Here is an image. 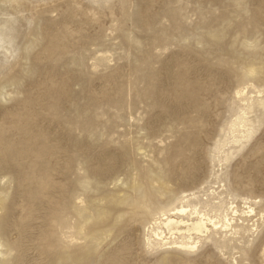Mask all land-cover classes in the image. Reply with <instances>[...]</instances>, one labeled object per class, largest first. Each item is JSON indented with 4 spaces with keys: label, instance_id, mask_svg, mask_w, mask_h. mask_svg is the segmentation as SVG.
Masks as SVG:
<instances>
[{
    "label": "rangeland",
    "instance_id": "obj_1",
    "mask_svg": "<svg viewBox=\"0 0 264 264\" xmlns=\"http://www.w3.org/2000/svg\"><path fill=\"white\" fill-rule=\"evenodd\" d=\"M181 204L238 231L159 243ZM0 228V264H264V0H0Z\"/></svg>",
    "mask_w": 264,
    "mask_h": 264
},
{
    "label": "bare ground",
    "instance_id": "obj_2",
    "mask_svg": "<svg viewBox=\"0 0 264 264\" xmlns=\"http://www.w3.org/2000/svg\"><path fill=\"white\" fill-rule=\"evenodd\" d=\"M187 207L188 206H186L185 204H181L180 207H175L174 211L172 210L173 208L172 209L170 208L168 210L163 209V208L160 209L159 211L160 215H158L154 223V225L156 226V231L154 232V235H156V239L159 243L160 242H165V244L174 243L175 245V246L173 245L174 247H177V248L182 247L187 250H193V249L198 248L199 246L198 244L201 241V237L204 236L203 233L205 231L222 230L225 232L224 237L227 235L226 233L228 230H231L234 228L235 230L234 232L238 231L236 230V227L238 225H234V224H237L236 222H234L235 220L234 217L239 214V209L236 205L231 206L232 214L227 213L220 217H213L206 210H201L198 207V205H194V206L189 205V207H191L190 212H187ZM248 207H249L248 212L250 213L249 215H252L253 213H255L254 206L249 205ZM170 213L180 215V216L187 215L186 217L188 218L186 219V221L183 218L182 221L184 222L179 223V221H177L176 219L170 216ZM187 221H192L191 227H188L187 230L180 231L179 235L176 234L177 232H173L170 236H168L169 233L167 232V229L169 228L170 225H172L175 222L177 226L176 228L181 230L180 225L182 224L183 226H185ZM169 239H173V240H169ZM178 239H181V240L179 241Z\"/></svg>",
    "mask_w": 264,
    "mask_h": 264
}]
</instances>
